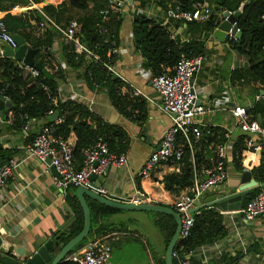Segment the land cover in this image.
<instances>
[{"label":"crops","instance_id":"1","mask_svg":"<svg viewBox=\"0 0 264 264\" xmlns=\"http://www.w3.org/2000/svg\"><path fill=\"white\" fill-rule=\"evenodd\" d=\"M51 1L56 4V0ZM132 1L137 7L142 3L141 0ZM18 8V11L13 9L11 13L16 14L25 10L23 7ZM5 14V12H0V17L3 18ZM69 14L74 17L70 20H77L75 17L78 12L76 10L71 9ZM164 18L165 13L162 11V20ZM133 21L134 13L126 9L119 32V43L115 47L119 49V54H116L118 56H116L113 64L114 76L127 84L125 93L133 96L132 90L137 88L143 94L141 98L146 102L147 117L141 121L135 120V117H125L112 104L106 89L90 87L83 76V69H75L68 64L64 51L65 40L58 29L60 34L54 37L52 44L46 47L43 53L47 52L50 55L48 61L55 69L60 67L65 72V79H57L63 99H77L107 122L120 124L126 130L127 141L129 142V147L125 152L127 164L121 167H108L104 174L98 176L94 181L95 188L93 190L98 193V187L103 186L109 192L107 198L120 202L130 201L133 196L140 192L151 198L152 203L174 206V202L186 192L187 188L173 194L165 190L162 180L166 175L175 170H180L177 161L159 165L148 174L141 172L150 155L159 148L164 133L172 124V120L170 115L159 107L160 95L145 72L147 69L144 67L140 51L136 50L134 46ZM40 22H32L35 26L33 35L37 38H44L47 29L55 26L48 25L41 30L39 28ZM68 24L63 22L57 25L66 27ZM170 30L180 38L188 40L192 38L205 39L204 32L200 36L198 34L193 35L187 25H182L181 22H171ZM26 43L33 47L31 43ZM113 45H115V41ZM206 46L211 61L198 73L196 83L199 86L200 100L207 107V111L199 116L197 121L203 129L208 127L219 128L220 132L224 134V138L226 131L231 130V139L228 141L234 145L240 136V132L235 127V120L230 112L232 105L235 102L245 105L252 104L253 106L258 102L264 104V93L261 90L248 88L242 83L243 80H238L232 75L234 70L243 69L247 66L243 65L242 59L244 57L229 51L228 45L220 43L214 37L206 39ZM228 55L236 57L237 61L231 64L229 69H225L224 65ZM35 58L37 61L41 60L37 58V55ZM14 60L17 64L20 63L18 60ZM244 62L247 63V60L244 59ZM44 65L52 73L48 64L44 63ZM255 87L258 86L255 85ZM258 95L261 96L260 99H257ZM217 99H229L231 102L217 106L215 104ZM8 108L10 107H5L4 111ZM6 116V120H2L3 132L0 135V146L10 149L13 158H17L21 163L14 170L13 177L7 185L0 189V236L3 239L0 247V263L24 264L31 256V251L34 248L38 249L47 241L54 240L56 236L66 231L75 221L77 214L68 201L70 190L63 193L55 186L54 180L57 175L52 171L50 165L38 158L26 157V148L33 142L43 126L47 125L50 118H31L26 122L27 128L24 126L17 129L12 126L13 112L7 110ZM257 119L264 126V122H262L264 115L260 114ZM69 139L75 145L76 136L74 133ZM201 141L202 139L193 147L192 157L195 148L201 144ZM215 145H210L206 151L210 162L203 165L202 168L215 163ZM201 147L202 144L198 146V149ZM256 157L257 162L258 155ZM241 174L242 172L238 171L233 156H231L228 160L227 180L224 184L208 191L203 202H207L214 194L230 187L233 188L232 192L237 191ZM86 200L89 205L96 207L93 201H97L96 199L86 195ZM219 209L225 216L224 224L228 230L227 236L214 244L197 248L193 255L204 264L219 259L223 254L231 257L238 256L235 264H264V218L257 217L248 221L238 212H226L221 208ZM134 211L113 212L103 218L102 222L108 227L106 228L112 227L113 229L106 235L107 240L111 243V247L113 243L122 240L132 242L134 245L139 244L138 247L124 251L123 257L126 255L131 257L130 260L127 259L130 264H156L162 255V251L152 250L146 242L141 240L137 230L126 229L123 225L124 220L136 221L134 215H131L133 214L131 212ZM154 217L152 214L153 224ZM162 239L164 241L163 236ZM18 249L22 251V255L17 252ZM113 250L112 248L111 258L107 264H115ZM52 253L55 256L58 250L55 249ZM123 263L125 260L118 262V264Z\"/></svg>","mask_w":264,"mask_h":264},{"label":"trees","instance_id":"2","mask_svg":"<svg viewBox=\"0 0 264 264\" xmlns=\"http://www.w3.org/2000/svg\"><path fill=\"white\" fill-rule=\"evenodd\" d=\"M149 1L151 0H141L140 6L145 7ZM198 1L201 0H155L165 11L174 3L180 4L184 10H192ZM243 3L246 4L245 10L238 20L243 37L236 42L227 41L226 44L229 51L247 59V66L234 70L232 75L238 80H243L242 83L248 88L264 91V0H210L213 12L210 19L205 22H181L182 25H187L193 35L200 36L204 32L205 39L192 38L184 43H180L179 36L177 39L171 38L170 26L173 21L164 24L163 20L161 22V20L142 13L136 14L133 21V43L143 57L144 67L158 76L166 72H173L182 54L194 56L207 53L206 39L213 37L218 13L226 10L237 11ZM105 6V0H56V4L51 0H0V12L6 13L3 20L10 33L21 35L34 48H39L37 58L48 64L54 74V78L50 79L41 71L38 77H34L30 73H25L14 59L0 58V96H7L13 103V106L7 109L13 112L12 126L20 129L26 125L28 119H49L51 115L48 112L50 110H53L54 113L58 112L59 117L64 120L57 126L56 135L65 139L69 138L72 133L76 136L74 156L77 169H81L83 166L85 150L90 145L97 143L100 138L108 142L112 152L125 153L129 147L127 133L122 125L107 122L81 101L62 98L57 79H65V72L60 67L55 69L48 61L50 55L47 52L43 53L46 47L52 44L54 37L60 33L57 28L51 27L47 29L44 38H37L33 35L35 26L32 22L42 21L43 13H45L57 24L63 22L68 24L70 19L74 18L69 14V11L76 10L78 14L75 18L81 24L78 34L80 41L85 46L95 49L102 58L111 57V61L114 63L117 55L110 51L118 46L123 17L117 20L115 16H112L111 20L104 24L106 31H102L100 25L104 22L101 10ZM15 7H23L25 10L13 14L11 11ZM114 41L115 45H113ZM65 45L64 51L68 64L75 69H83V76L90 87L106 89L112 104L125 117H135V120L138 121L147 117L146 102L141 97H133L129 93H125L127 84L115 77L114 73H110L101 63L87 59L85 54H77L71 44L65 43ZM255 85L258 87L256 88ZM6 111H4L3 118L0 117V135L3 132L2 120L7 118ZM250 112L254 118L260 114L264 115V104L256 103ZM51 124L53 122L49 120L47 125ZM203 131L202 147L198 149L200 144L195 148L193 157L191 148L180 137V142L184 146V155L180 161H177L180 170H175L162 180L165 190L170 193L176 194L180 190L190 187L195 171H199L203 165L210 162L206 153L210 145L225 141L224 134L220 132L219 128L208 127ZM244 139L245 135L241 134L235 141L234 163L240 172H243L244 168L248 166L253 177L259 183H264V148L258 154V161L251 163L252 155L247 153ZM11 158H13L12 151L0 146V161L5 163ZM77 189L78 187L70 188L68 195V201L76 211V219L66 231L53 240L58 253L84 227L85 216ZM260 189L250 192L247 201L251 200ZM93 201L96 207L89 205L92 216L90 233L68 255L81 249L88 242L104 237L113 231L112 227L107 229L108 227L102 222L103 218L122 210ZM171 207L175 209L174 206ZM151 213L155 216L154 224L160 230L165 245L164 252L156 264H165V252L176 232L177 223L170 214ZM194 217L195 223L189 237L178 241L176 245L175 251L178 252L179 257H174L173 264H181V260L185 259L190 252L199 247L214 244L228 234L224 224L225 216L217 205L203 207L201 213L195 214ZM237 258L238 256L231 257L223 254L219 259L208 264H235ZM190 261L191 264H204L194 255ZM60 264L74 263L65 257Z\"/></svg>","mask_w":264,"mask_h":264},{"label":"built area","instance_id":"3","mask_svg":"<svg viewBox=\"0 0 264 264\" xmlns=\"http://www.w3.org/2000/svg\"><path fill=\"white\" fill-rule=\"evenodd\" d=\"M105 1L106 6L101 10L104 23L100 25L101 30L104 32L106 31L104 24L112 16L120 20L126 9L131 10L134 16L142 13L148 17L161 20V22V16L159 18L156 16L164 11V24L170 21L183 23L202 22L207 21L213 15L210 0L198 1L192 10H184L180 4L174 3L166 11L155 1L149 2L145 7L135 6L132 0ZM14 10L18 11L19 8L15 7ZM225 12L233 14L235 11L226 10L219 12L218 18L215 21L216 28L229 18V16H224ZM43 14L44 19L39 23L41 30L45 29L48 25L55 26L63 35L65 43L71 44L77 54H85L87 59L101 63L110 73H114V64L111 61V57L107 59L102 58L95 49L85 46L80 41L78 34L81 30V24L79 21L71 20L66 27H61L48 15ZM171 38L177 39V35L172 31ZM238 40L237 36L232 33L231 28L227 33L226 42H236ZM185 41H188V39H180V43H184ZM5 48L15 50L18 48V44L14 35L8 30L3 18L0 17V58L7 57L4 55ZM110 52L116 55L119 54V49L113 48ZM210 61L211 56L208 53L194 56L182 54L173 72H166L155 76L150 69L145 71L155 90L160 95L161 102L159 107L170 115L172 124L165 131L159 148L146 161L141 171L142 174H148L159 165L180 161L184 155V146L180 142V137L186 141L191 150L203 138L204 131L197 118L207 111V107L200 100V91L196 83V77ZM18 66L25 73H30L34 77L40 75L41 71L35 67L22 66L20 63ZM131 94L133 97H141L143 95L137 88H134ZM4 97L6 100H9L7 96ZM260 97L258 95L257 99H260ZM230 102L229 99H217L215 104L219 106L222 103L230 104ZM55 103L57 102L55 101ZM252 107V104L245 105L235 102L230 112L240 135H245L244 144L247 148V153L252 155L251 163H255L257 160L256 156L264 148V126L250 112ZM48 114L53 115L54 111L50 110ZM63 120V118L58 117L53 124L43 126L33 142L26 148L27 158L35 157L42 161L51 160V163L58 172L54 184L60 191L66 193L72 187L90 188L92 185L90 176L92 174L100 176L110 166L121 167L127 164L126 153L117 154L112 152L108 142L100 138L97 143L90 145L85 150L83 166L81 169H77L75 166L74 143L69 138L65 139L56 135L57 126ZM27 126L28 124L25 125V128ZM231 134V130L226 131L225 141L218 142L215 145V163L211 166L203 167L200 171H195L192 185L174 202L175 209L183 213L179 241L189 237L195 223L194 215L200 214L203 207H211L207 205V202H203V198L207 192L220 186L222 181L227 180L228 160L233 156L234 150V145L229 142ZM20 163L17 158H11L5 163L0 161V189H3L7 185L13 177L14 170L19 167ZM243 171H250V168L246 166ZM98 193L107 197L109 192L105 187L99 186ZM127 202L134 204L152 203L151 198L146 197L140 192ZM193 209H196V211L193 212ZM238 213L242 214L248 221L254 220L259 217L258 215L264 218V187L251 200L246 201ZM107 239L108 237L104 236L88 242L78 251L68 255L67 260L72 261L74 264H107L112 252L111 243ZM193 254L194 251L190 252L185 259L181 260V264H191L190 258ZM174 257H179L178 252L175 250L173 252Z\"/></svg>","mask_w":264,"mask_h":264},{"label":"water","instance_id":"4","mask_svg":"<svg viewBox=\"0 0 264 264\" xmlns=\"http://www.w3.org/2000/svg\"><path fill=\"white\" fill-rule=\"evenodd\" d=\"M246 4L243 3L240 8L235 11L233 14H229V12H225L224 16L229 18L224 20L218 28L213 31V37L217 39L220 43H226V36L229 30L232 28V33L237 36L239 40L243 37V32L240 30L238 25V20L242 16L245 10ZM235 23V24H234ZM234 24V25H233ZM233 25V26H232ZM14 38L18 44L17 49H8L5 48L4 55L7 57H12L20 62L22 66H32L42 71L43 74L50 78H54V74L51 73L44 65L42 60L37 61L36 55L39 52V48H34L29 46L24 38L21 35H14ZM264 93V91H262ZM13 103L10 100H6L4 96H0V117L3 118L5 107H12ZM59 117V113L55 112L52 116H50V121L54 122ZM46 163L50 165L52 171L58 176V172L55 166L51 163L50 159L46 160ZM97 175L92 174L90 176V180L92 181L91 188L79 187L77 189V194L81 203V206L84 211L85 223L82 231L72 238L66 245H64L61 251L53 255V251L55 250V244L53 240L47 241L44 245L40 246L38 249L34 248L31 251V256L24 264H60L62 260L67 257L69 252L84 238H86L91 229L92 216L91 209L86 200V195L91 196L96 199L98 202L120 210H135V211H148V212H161L172 215L177 223L176 232L169 243L167 250L165 252V264H173V252L176 248V245L179 241L181 228H182V216L183 213L175 210L171 206L163 205L159 203H143V204H134L128 202H119L112 199H109L99 193H97L94 186V181L97 179ZM225 181H222L221 184H224ZM264 187V183H259L254 177L251 171H243L240 177V185L237 191L232 192V187L224 189L213 196H211L207 200V205L214 206L218 205L223 211L226 212H238L241 210L247 201V198L250 192ZM193 212L196 209L192 210ZM259 217L261 215H258ZM2 237L0 236V247L2 244ZM17 252L22 255V251L20 249ZM24 254V253H23ZM4 264V263H0Z\"/></svg>","mask_w":264,"mask_h":264},{"label":"rangeland","instance_id":"5","mask_svg":"<svg viewBox=\"0 0 264 264\" xmlns=\"http://www.w3.org/2000/svg\"><path fill=\"white\" fill-rule=\"evenodd\" d=\"M153 1H155V0H151L149 2H153ZM159 16H161V18H162V13H159L158 16H156V17L159 18ZM244 59H246V58L242 59L243 65H247V63L244 62ZM236 61H237L236 57L228 55V59H227L226 64L224 65V68L229 69L231 64H233ZM251 96L253 97V95H251ZM262 122H264V120ZM131 213H133L131 215H134L136 221L124 220L123 221L124 227L126 229H130V230H133V229L137 230L141 240L146 242L148 247H150L152 250H161L163 253L164 247H165L164 241L162 239V234H161L160 230L152 223V220H151L152 213L151 212H145V211H134ZM138 246H139V244L134 245V243H132V242H126L123 240L120 242H115V244L113 243V246H112V248L114 249L113 255H115V258L113 261L115 262V264H118L119 261L121 262L124 260H125V263H123V264H130L128 262V260H130L131 257H129L127 255L125 257H123L124 251H126L127 249H130V248L132 249V248L138 247Z\"/></svg>","mask_w":264,"mask_h":264}]
</instances>
